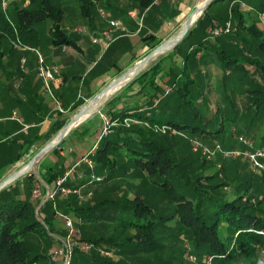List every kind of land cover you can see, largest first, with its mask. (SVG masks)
Here are the masks:
<instances>
[{"label": "trees", "instance_id": "obj_1", "mask_svg": "<svg viewBox=\"0 0 264 264\" xmlns=\"http://www.w3.org/2000/svg\"><path fill=\"white\" fill-rule=\"evenodd\" d=\"M24 1H27L26 5H23ZM62 1L11 0L10 7L6 12H2L0 8V57L2 55V42L7 40L10 43L16 35L22 44L36 46L38 44L36 42L38 38L36 25L46 19L51 21L49 31L52 41L57 45L67 43L66 33L61 29ZM75 1L78 2V9L82 16L88 18L94 12L96 3L105 2L108 5L106 0ZM128 1L143 10L153 5L155 0ZM215 1L219 0H211L209 4ZM201 18H206L205 10L197 21ZM237 18L238 30L243 29L244 27L240 26L239 13ZM13 29H15V33ZM248 31L260 34L254 25H250ZM226 35H233V32L222 36ZM154 40V38H149L147 42L152 43ZM263 44L264 41L260 42V45ZM197 45L201 46L200 43ZM195 51L196 49L193 48L189 54H194ZM221 51L222 49L219 52ZM222 56L223 54L220 55L221 58ZM258 67L262 70L259 72L260 77L264 81L263 64ZM160 68L161 59L136 77L138 80L146 78V84L142 83L141 89L144 86H148L159 91L154 81L160 73ZM256 68L257 66H255ZM233 69L240 70V67L234 64ZM176 74L171 81L174 87L179 86L178 82L180 79V82L183 80V82H191V80H188V74L180 73L179 80L175 79ZM261 91L264 94V89ZM168 95L170 94L160 98H156L158 97L156 95L154 97L155 100L149 101L146 109L133 112L126 110L118 113L114 118L133 117L149 123L167 124L182 132H197L200 135H204V139L205 137L207 139L216 137V132L221 127L214 131L208 129L206 123L196 125L188 121L186 116L192 115L191 109L186 108L185 115H181V118L186 117L187 121L175 119L180 114L170 105L169 100H167V97L169 98ZM259 99H262L264 108V95ZM193 115L197 116L198 113L193 111ZM59 127L60 124L57 125L55 130ZM151 133L153 132L151 131ZM262 138L264 141V134ZM207 139L205 140L210 141ZM32 143L33 141L29 142L25 150ZM169 145L166 148L150 139L144 134L142 127L137 125L114 127L107 134L101 135L90 157L94 163L93 172L97 175L99 174L100 180L88 182L86 186L107 182L112 179L115 170L118 169L115 166L116 159L113 156V152L120 153L124 149L123 154L126 162H122L123 170H121L120 174L139 170L151 184L166 189L174 200V214L162 216L138 197L132 200L122 199L121 203L115 201L108 204V201L105 200L103 202L87 203L85 206H77L72 208V210L75 211L77 217L82 219V223L85 219L112 221L124 230H133V233L130 232V234L119 240L114 239L112 236L106 238L100 236L97 239H88L87 241L100 246L103 244L110 247L114 246L115 251L124 257L134 253H142L156 247L154 242L155 226L165 219H174L179 225V232L185 234L191 242L193 252L199 253L201 257L212 255L217 263L223 259V264H233L231 261L238 257H241L238 264L258 263L260 260L257 262L255 260L257 256L261 255L260 249H264V218L262 215L264 214V191L259 193V190L255 189L251 195H247L245 191L239 192L231 198L217 194L213 195L214 190L221 189L223 184L229 183L226 180L220 183H212V175L201 176L196 172L198 168L196 171H193V169L189 170L186 165L191 162L187 160L184 161L186 170L183 168V164L170 155ZM183 158H187V156ZM203 160H206V158L203 157ZM126 163H130L129 167L126 166ZM61 172L62 170L53 171V165L51 164L39 165L38 168V176L47 183L59 177ZM260 180L263 182L261 176ZM65 185H68L67 182H65ZM4 190L5 188L0 190V264H33L38 262L39 259L46 260L47 255L34 251L27 239L30 235H47L42 222L34 213L32 200L28 196H20L19 193L16 194L14 192L8 196L3 194ZM252 197L256 198V204L251 202ZM74 198L76 197L74 196ZM104 203H107L106 207L103 206ZM44 222L49 226V219L46 213L44 214ZM102 247L106 248V246ZM89 253L75 250L70 264H84V262L85 264H119V262H113L108 258ZM240 253L243 256H240Z\"/></svg>", "mask_w": 264, "mask_h": 264}, {"label": "rangeland", "instance_id": "obj_2", "mask_svg": "<svg viewBox=\"0 0 264 264\" xmlns=\"http://www.w3.org/2000/svg\"><path fill=\"white\" fill-rule=\"evenodd\" d=\"M67 2H71L73 4L78 3L75 0H66V3ZM204 2L199 3V7H201ZM239 2H243L246 6V10L249 14H253L255 18H258V12H264V0H236L234 5L231 6L232 14H234L233 16L236 15V8L238 7ZM188 3L189 0H163L162 3L158 5V8L163 11L164 20H161L162 24H176V22H178L185 14V9ZM213 4L214 5L209 9L210 13L217 12V14L222 17L227 15V4L224 5L220 1H215ZM205 7L206 6H204V8ZM247 7L251 9L248 10ZM203 11L204 9L202 12ZM232 14L230 15L231 21ZM195 20L191 22V26L194 24ZM207 20L208 19L206 18H201L194 25V27L184 34V37L178 42V44L172 46H176L174 54L181 56V62L180 64L171 62L170 68L174 71V73H190L194 76V78L188 74V76H191L193 79L188 78L192 82L186 83L183 82L184 80L180 82V79L178 82L179 86L175 87L173 86V83L170 82L171 90L168 92L170 95H168L169 98L167 97V100H169V102L173 105L172 108L180 114L177 115L175 119L187 121L188 118V121L193 122L196 125L206 123L208 129L214 131L221 127L220 130L216 132V137L211 139H207L205 137V139L210 140L206 141L204 139V135H200L197 132H182L178 129L177 130L182 134L151 133L147 127L143 126L142 131L147 137L160 143L166 148L170 143V148H168L170 155L183 164V168H185L184 161L187 160L191 162L189 165H186L189 170L193 169V171H196L198 168L196 172H198L201 176L212 175V183H220L225 180L229 183L223 184L221 189L214 190L213 195L217 194L231 198L234 194L244 191L247 195H251L254 193L255 189H258L259 193H261L264 191V180L262 179L263 182H261L258 171L254 169V171H252V168L248 164L247 160L233 155L226 157L221 153H217L211 159H206L207 161L203 160L200 152L194 151L191 140L195 139L200 144L208 147H211L214 143H219L223 150L242 151L247 149V146L236 139L238 135H242L248 140L264 146V141H261L264 134V108L262 106V99H259L264 95L261 91L264 89V81L262 77H260V72L262 70L258 67L262 64L264 67V44L260 45V42L264 41V23H262L259 18L257 19L260 24L255 28L260 34L251 33L248 31V27L238 30L236 26L237 24L234 25L235 23H230V32L234 31L236 33L235 36L239 37V39L235 40V43H231L227 40L229 37H223V34L219 35L221 37L217 36L218 38L216 41L222 43L223 45L221 52H219L220 50H218V52L215 51V59L221 68V72L219 74L212 75V70L204 66L207 73L198 74L200 64L193 60V53L187 54V50L191 45L198 46L197 44L200 43L203 46H207L209 42L213 41L211 40L212 38L208 36L209 33L206 30V28H208ZM216 25L221 26L220 24ZM179 30L180 27L177 28L175 33L177 34ZM242 38L246 39L247 42H243L241 40ZM158 43L159 42L156 44L158 45ZM221 54H223L222 58L220 57ZM159 55L160 54L157 56L155 55L156 57L150 58L146 67L139 73L147 70V68H149L154 61L158 59ZM234 64L238 65L240 70H234ZM255 66H257L256 69ZM226 70L229 72H226ZM173 89L174 91L172 92ZM120 90L122 91V88H120ZM116 92H120L119 89ZM160 94H162V92H160ZM152 96L155 95L153 94ZM125 97L127 98L128 96ZM198 97L201 98V103H198ZM107 98L109 99V96ZM84 102H86V100H84ZM103 105L104 104L92 112L88 118L84 120L85 122L82 121L70 129H75L78 126L79 128H82V126L87 124L88 128L84 135L89 137L92 142L95 141L97 135H99L103 128L101 115L103 114L108 116L106 111L107 106ZM125 106L127 107L129 105L126 104L123 107ZM186 108L192 110V115H187V118H181V115H185ZM193 111L197 112L198 115H193ZM115 115L116 114H112L110 118L114 119ZM90 120H94V122L89 124ZM98 120H100L99 123ZM67 123H65V125ZM114 127L119 126L112 125L110 129ZM78 134L79 132H77L74 137L78 136ZM54 136H52L51 139ZM58 145L59 144L55 145L49 151L58 147ZM67 145L68 142L63 145L64 148H66ZM37 147L39 148V146ZM61 150L63 151L64 149L61 148ZM123 150L124 149H122L120 153H117L116 151L113 152V156L116 159L115 166L118 168L115 170L113 178L107 182L89 185L88 187L91 189L92 195L89 199L83 201H78L74 198L73 194H69L65 197L55 195V207H53L51 202L48 200L43 201L30 198L31 188L28 189V182L31 181L32 184L34 183L32 179L36 174L38 161H40L43 156L47 155L49 151L43 154L38 161L34 162V168H31L30 166L26 167V171L16 178L18 179L20 177L17 182L12 183L16 180L14 179L5 186L3 194L8 196L12 192L17 194L19 191L24 194H29L28 197L34 204V213L42 222V225L46 230L47 235L45 236L30 235L27 238L34 251L42 252L47 255L46 260L39 259L36 264H61V260L54 261L50 259V257H48V251L50 248L62 246L66 231L64 229L61 215L64 214L71 218L74 216L77 217L75 211L72 210V208L77 206H85L87 203L103 202L105 200L108 201V204H110V202L114 203L115 201L121 203L122 199L132 200L135 197H138L162 216H170L174 214V200L171 198L166 189L161 186L151 184L144 174L139 172V170H134L131 173L120 174L121 170H123L122 162H126ZM37 151L38 149H34L31 153L25 155L23 160H20L19 163L12 167L9 175L15 173L29 160H31ZM55 154V151L52 150V160H55L58 164L61 159L58 157L56 159ZM185 156H187V158H183ZM44 164L47 165L48 163L44 162ZM126 164V166L129 167L130 163ZM72 165L73 164L67 166V168L61 172V175ZM77 167L78 166L74 168L72 174L66 180L69 181L68 185L77 182V180H79L78 175L84 177V180H82L84 185L89 182V168L83 167V170H81L82 168L77 169ZM41 189L43 192L44 186H41ZM251 202L256 204V198L252 197ZM107 203H104L103 206L106 207ZM43 205L45 206L43 207ZM45 213L49 219V226L44 222ZM262 215L264 218V214ZM130 232L133 233V230H124L121 226L114 224L112 221H92L85 219L80 225V238L84 240L97 239L100 236L105 238L112 236L114 239L119 240L130 234ZM154 242L156 243V247L153 249L142 253L127 255L126 257L118 254L115 251L114 246L110 247L106 244L102 245L106 246V248H103L100 245L97 246L103 250L110 251V255H104L94 248L89 251V254H97L96 256L108 258L113 262H119V264H191L186 259L184 243H187L190 246L192 252L193 246L187 236L182 232H179V225L174 219H165L163 222H160L155 226ZM194 254L198 257V259H202L199 253L195 252ZM239 255L243 256L242 253ZM206 256L207 255L204 257ZM240 260L241 257H238L237 259L232 260L231 263L238 264ZM258 260L260 261L256 264H259L263 260V257L261 255L257 256L255 261L257 262ZM222 261L223 259L217 263L212 256V264H223Z\"/></svg>", "mask_w": 264, "mask_h": 264}, {"label": "crops", "instance_id": "obj_3", "mask_svg": "<svg viewBox=\"0 0 264 264\" xmlns=\"http://www.w3.org/2000/svg\"><path fill=\"white\" fill-rule=\"evenodd\" d=\"M10 1L6 0V7L4 11L1 9L2 12L8 10ZM162 1L160 0L150 7L140 10L128 0H106L108 5L105 2L96 3L94 12L88 18L82 16L78 9V3H66V0H63L61 2V29L66 33L67 43L62 45H57L51 39L49 31L50 20L46 19L36 25V31L38 32L36 42L38 44L33 47L39 49L46 64L56 65L60 68V79L51 84V89L54 96L65 109L64 113H57L51 110V99L43 91L42 83L36 75L35 54L13 43L17 35L10 43L7 40L2 42V55L0 57V182L9 176L12 167L19 163L20 160H23L25 155L31 153L34 149L39 151L71 119L78 118L74 122L77 123L89 115L90 108L94 112L104 104L103 106H107V115L110 117L112 114L117 115L126 110L128 112L144 110L148 107L150 100H155L154 97L156 95H158L156 98L166 95L163 93L164 89L170 86L172 77L175 75L174 71H171L170 63L180 64L181 62V56L174 54V47L159 53L160 55L156 60L161 59L160 73L154 81L159 91L148 86H144L141 89L142 83H145L146 78L143 80L136 79L141 73L134 76L146 67L148 61L145 64H138L130 70L129 68L148 51L157 46V42H159L158 45L171 43L179 32L175 33L177 28H181L184 21L187 18H191L193 9H197L198 4L205 0H189L185 14L173 25H163L161 22V20H164L163 11L158 8V5ZM219 1L224 5L227 4V15L222 17L217 12L210 13L209 9L214 5V2L211 4L209 2L204 8L206 19H208L207 27L211 22L223 25L226 21H229L231 24L235 23L234 25H236L238 13L241 19L240 26L246 28L254 25L257 27L260 24L257 17L255 18L253 14H249L247 10L239 7L236 9V15L233 16L231 6L234 5L235 0ZM26 4L27 1H24L23 5ZM131 12H134L133 16ZM202 13L198 15L194 24L190 25L187 31L194 27ZM231 14L232 21L230 20ZM114 19L121 21V28L114 30L113 38L111 40L102 39L97 43H93L91 37L99 36V33L107 27L108 21ZM76 28L82 29L77 30ZM13 30L15 33V29ZM226 37H229L227 40L231 43H235V40L239 39L234 34L226 35ZM149 38H154L155 42L148 43ZM217 38L211 39L213 41L209 42L207 46L196 47V45H191L187 50V54H189L193 48L196 49L193 54V60L200 64L198 74L207 73L204 66L212 70V75L221 72V68L215 59V51L221 50L223 45L216 41ZM241 40L247 42L244 38ZM21 58L25 59L23 67L20 66ZM226 72L229 71L226 70ZM188 74L194 78L192 74ZM132 76L134 77L132 78ZM191 76H189L190 79H192ZM128 79L130 80L126 82ZM175 79H180L178 73ZM114 80H116V83L113 86L107 88L100 97L91 100ZM120 88H122V91ZM118 89L120 92L117 93ZM153 94L155 96H152ZM108 96L109 99L107 98ZM125 96L128 97L126 98ZM197 101L198 103L202 102L200 97L197 98ZM126 104L129 106L123 107ZM170 105L173 107L171 103ZM12 112H15L18 120L11 118ZM93 122L94 120H90L89 124ZM22 124L29 126L26 131L21 130ZM59 124L60 127L55 130ZM87 128L88 125L86 124L82 128L78 126L75 129H69L59 141L58 147L52 149L56 153V159L57 157L61 159H58L60 163L58 162L57 164L55 160H52V150L49 151L40 161L37 160V171L32 180L39 179L44 189L50 188L54 180L47 183L40 178L38 176L39 165H46L44 164L45 162L53 165V171H63L67 166L74 164L85 156L95 144V141L92 142L89 137L84 135ZM77 132H79L78 136L74 137ZM88 140L91 141L89 142ZM31 141L33 143L25 150V147ZM261 141H263V138H261ZM66 142H68V145L64 148L63 145ZM254 145L262 146L256 142ZM61 148L64 150L62 151ZM30 167L34 168L35 163L31 164ZM83 167L87 168L86 164L81 163L77 169L82 168L81 170H83ZM78 178L77 182L68 186L89 188V185L86 186L82 183L84 177L78 175ZM18 179L12 183L17 182ZM66 182L68 184L69 181ZM31 187L32 183L29 181L28 189ZM19 195L29 196V194H24L20 191ZM30 198H32L31 195Z\"/></svg>", "mask_w": 264, "mask_h": 264}, {"label": "built area", "instance_id": "obj_4", "mask_svg": "<svg viewBox=\"0 0 264 264\" xmlns=\"http://www.w3.org/2000/svg\"><path fill=\"white\" fill-rule=\"evenodd\" d=\"M160 0H155L154 3ZM6 0H0L1 9L4 11L6 7ZM238 7L240 9L246 10V6L243 2L238 3ZM248 10L251 8L247 7ZM134 12H131L132 16ZM259 20L264 23V12H258ZM116 28H121V21L118 19L109 20L107 27L99 33V36L91 37V41L93 43H97L100 40H111L113 38V32ZM77 30H81L82 28H76ZM207 31L212 39L221 35L230 32V22L226 21L223 25H216L215 22H211L208 26ZM13 43L33 52L36 56V75L38 79L42 83L43 91L46 95L51 99V110L57 113H64L65 109L62 107L61 102L54 96L53 91L51 89V84L59 81L60 79V68L56 65L46 64L44 61V57L42 53L39 51L37 47L22 45L19 42V39L16 37L13 40ZM25 59H20V66H24ZM171 90V86L166 87L164 89V94H167ZM11 118L18 120L15 112H12ZM103 128L99 135H97L95 144L91 148V150L79 160H77L70 168L66 169L62 175L57 177L50 188L44 189L42 192L41 186L42 182L39 179H36L31 187V197L35 200H43L50 201L52 206L55 207V195L67 196L69 194H73L78 201H83L89 199L92 195V192L89 188L79 187H71L65 185L66 180L72 174L74 168L81 163L86 164V166L90 170L89 182H94L100 180V177L93 172L94 163L91 160V155L97 145V141L101 137V135L107 134L111 131L110 127L112 125L130 127L132 125L143 126L150 129L152 132L161 133V134H182L177 129L167 124H159V123H149L147 121L133 118V117H124L122 119H112L108 116L101 115ZM29 126L26 124H22V131H26ZM237 141L245 144L247 149L242 151L236 150H223L219 143H214L211 147L206 145H202L197 142L195 139L191 140V144L193 145L194 151H199L200 154L206 159H211L217 153H221L223 156H238L247 160L248 164L252 168V171L257 170L259 175L264 180V146H255L253 141L248 140L242 135H238L236 137ZM254 169V170H253ZM63 219L64 229L66 234L63 238L62 246L50 248L48 251V257L52 260H61V264H70L71 257L75 250L79 252H89L91 249H96L104 255H110V251L103 250L99 246L89 242L87 240H83L80 238V224L82 223V219L80 217H69L66 215H61ZM185 255L186 259L191 264H212V256L207 255L206 257H202V259H198V257L191 251L190 246L187 243H184ZM260 254L263 257V260L259 264H264V249H260ZM36 264V263H33Z\"/></svg>", "mask_w": 264, "mask_h": 264}, {"label": "water", "instance_id": "obj_5", "mask_svg": "<svg viewBox=\"0 0 264 264\" xmlns=\"http://www.w3.org/2000/svg\"><path fill=\"white\" fill-rule=\"evenodd\" d=\"M211 0H205V5L208 4ZM204 5V6H205ZM204 9V7L201 9L200 14L202 13V10ZM196 11V8L193 9L191 15ZM199 14V15H200ZM191 22H190V18H187L184 23L181 25V28L177 34V36L174 38V40L171 43L168 44H159L157 46H155L153 49H151L150 51H148L140 60H138L136 63H134L129 70L138 65V64H145L150 58H152L153 56H155L156 54H159L165 50L170 49L172 46H174L177 41L184 36V34L186 33V31L188 30V28L190 27ZM139 73V72H138ZM138 73H136L134 76H136ZM132 76V78L134 77ZM131 79V78H130ZM130 79H128L126 82H128ZM116 80H114L113 82H111L105 89H103L97 96H95L94 98H92L91 100L96 99L97 97H100L107 88L113 86L116 82ZM125 82V83H126ZM124 83V84H125ZM91 114V113H90ZM89 114V115H90ZM89 115H87L86 117H84L83 119H81L79 122L74 123L76 121V119L78 118H73L71 119L65 126H63L62 128H60L58 130V132L55 134V136L50 140L49 143H47L45 146H43L33 157L31 160H29L25 165H23L20 169H18L15 173L7 176L3 181L0 182V190L5 187L8 183H10L11 181H13L14 179H16L18 176H20L21 174H23L26 171V167L30 166L31 164H33L35 161L39 160V158L41 156H43V154H45L47 151H49L51 148H53L55 145H57L59 143V141L61 140V138L64 136V134L72 127L76 126L77 124H79L82 120H84L85 118H87ZM74 123V124H73Z\"/></svg>", "mask_w": 264, "mask_h": 264}, {"label": "bare ground", "instance_id": "obj_6", "mask_svg": "<svg viewBox=\"0 0 264 264\" xmlns=\"http://www.w3.org/2000/svg\"><path fill=\"white\" fill-rule=\"evenodd\" d=\"M204 5H205V2L201 7H199V5H198L196 11L192 14V16L190 18V22H193L197 18V15L199 14L200 10L204 7ZM92 112H93V110L90 108L88 113L90 114Z\"/></svg>", "mask_w": 264, "mask_h": 264}]
</instances>
